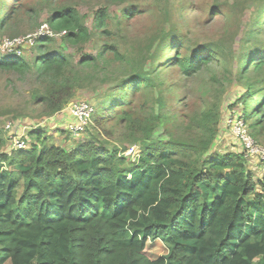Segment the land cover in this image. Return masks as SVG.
Instances as JSON below:
<instances>
[{
	"label": "trees",
	"instance_id": "16d2710c",
	"mask_svg": "<svg viewBox=\"0 0 264 264\" xmlns=\"http://www.w3.org/2000/svg\"><path fill=\"white\" fill-rule=\"evenodd\" d=\"M7 1L11 12L0 9V33L21 13L34 20L35 31L48 12L49 29L65 32L67 47L99 44L96 55L78 63L55 50L48 36L36 39L32 59L0 56V71L35 81L32 107L53 118L115 67L116 85L99 95L101 110L89 128L111 135L105 126L116 122L140 148L131 164L121 156L126 147L111 150L92 138L64 149L37 129L28 133L29 149L10 151L9 145L1 153L0 135V264H264V174L255 177L243 152L214 150L223 121L218 104L176 110L181 101L173 97L175 71L189 79L216 61L234 75L227 61L236 47L179 54L184 39L171 17L182 18V0H106L128 7L116 22L107 7L96 12L93 31L72 0ZM144 12L163 19L152 28L149 57L136 59L125 31ZM263 25L260 8L239 41L243 64L234 75L244 83L235 103L239 119L257 142H264ZM21 118L13 121L17 131ZM161 129L167 139H154Z\"/></svg>",
	"mask_w": 264,
	"mask_h": 264
},
{
	"label": "rangeland",
	"instance_id": "374dc122",
	"mask_svg": "<svg viewBox=\"0 0 264 264\" xmlns=\"http://www.w3.org/2000/svg\"><path fill=\"white\" fill-rule=\"evenodd\" d=\"M143 1L144 3L155 2L154 0ZM69 4L71 7L78 10L80 15L84 18L86 25L92 31L94 29V16L96 12L107 7L110 16L114 18L116 22L117 19L122 18V10L128 7L127 4L108 6L106 0H72ZM181 4L185 8L182 12V18L176 20V17H171L172 21L177 25L181 37L184 39L185 48L181 49L179 54L185 56L187 51L190 52L191 49L195 50L198 46L206 47L207 45H217L223 50H227L231 48V46L236 47L237 53L230 55L227 63L235 67L236 71L234 75L237 74L243 64L238 60L239 41L243 37L246 29L252 25L253 19L256 17V14H258L259 9L264 8V1L182 0ZM10 5H12L11 2L0 0V9L5 10L7 13L11 12V9L8 8ZM215 6H221V8L215 9ZM45 13L46 14L42 15L39 19L40 26L35 31H32L34 20L28 19L24 13H21L9 30L5 29L0 33V42L4 44V48L8 54L1 55L3 58L8 57L10 51L15 52V54L19 55L22 59H32L37 55L35 42L36 39L45 37L44 35L40 36L39 31L42 27L44 28L48 25L47 16L50 15L48 12ZM174 14L173 11V16ZM162 19V16H150V14L144 12L128 26L125 31L128 39L126 49H128L136 59L141 57L147 59L149 57L146 46L153 37L154 40L156 39L155 32L161 24ZM154 26H156L155 31L152 29ZM262 27L264 30V25ZM114 28L115 27H113V29ZM53 35L54 36H48L51 39H55L53 48L69 55L74 63H78L84 55L94 56L98 52L99 44L97 40H93L88 45L81 47L82 49L72 48L67 47L63 42V38L66 35L65 32ZM228 36H233V39L228 41ZM261 40L264 42V33ZM235 42H237V46L234 44ZM156 48L157 45L154 47V50ZM19 51H21V53ZM13 55L14 54L10 56ZM218 56L221 57L223 55L218 54ZM118 74L119 71L115 67H112L109 74L104 75L107 77L106 80L103 76H101L100 79H96L91 83L89 88L78 91L76 97L71 102L89 101L96 107L98 115L102 104V97L99 95L112 89L116 85ZM234 75L226 74L222 64H218L216 61L211 62L209 65L205 66L199 74L189 79L177 78L178 72L175 71L174 86H178L179 89H174L173 97L175 102L178 99L181 101L180 107L176 108V110L189 109L190 111H194L207 108L214 103L218 104L222 111L223 121L221 123L220 139L217 140L214 150L221 154L228 152H243V154L247 155L242 142L235 135L233 129L234 122H241L245 125L244 121L239 119V115L242 112L241 108L235 105V103H238L240 95L243 94L244 88L242 85H244V83L236 81ZM250 75L251 80H254L256 77L254 73L251 72ZM36 89L35 81L32 77L22 79L10 72L0 71V135L5 139L7 146H5V149L1 153H5L10 145L7 140L9 137L5 127L9 122L12 123L14 121L17 123L16 117L18 114H22L23 117L18 121L25 126L30 123L34 125H50V120L52 118L42 115L41 108H34L32 104H30L32 93ZM137 106H141V104ZM56 116L57 115H55V117ZM65 117L67 116L65 115ZM31 119L33 121H29ZM71 123L73 122L70 118L67 124ZM245 128L250 134V130L246 125ZM41 130L46 132L49 144L57 145L64 149H73L78 144L96 138L100 143H103L105 147L111 150H123V148L126 147L127 149L124 152L121 151V156L126 157L127 161L131 164H136L138 162L137 153L140 148L139 143L137 142V145L132 138L129 139V136L125 133L124 127L116 122L108 123L105 126V130L109 131L111 135H107L103 129H92L91 126L87 129L85 134L78 139H75L72 134L61 128L51 131V129L43 127ZM28 133L29 132L26 131L25 136L28 137ZM98 133L100 138L98 137ZM153 138L167 139L162 129L158 130L153 135ZM256 143L260 147H264V142L256 141ZM248 159L252 163L250 164V169L255 173V177L257 179L260 178L264 174L263 162L257 157Z\"/></svg>",
	"mask_w": 264,
	"mask_h": 264
},
{
	"label": "built area",
	"instance_id": "2783aa9c",
	"mask_svg": "<svg viewBox=\"0 0 264 264\" xmlns=\"http://www.w3.org/2000/svg\"><path fill=\"white\" fill-rule=\"evenodd\" d=\"M54 33L49 29L48 25L44 28L42 27L39 31L40 36H54ZM57 35V34H55ZM21 53V51H19ZM14 54L15 57H20L19 55L15 54V52L10 51V55ZM0 55H8L4 44L0 42ZM9 55V56H10ZM96 107L89 101H78V102H71L67 108L65 109V115L68 114V117L72 119L71 124H67L65 126V130L72 134L75 139H78L80 136L85 134L89 126L92 124V118L96 114ZM16 124L13 122L7 123L5 130L9 134L10 139V151L13 150H26L30 148V142L27 141V136H25L26 128L24 126L21 127V131H17L15 129ZM46 124H32L31 130H37L45 127ZM47 128V127H45ZM233 129L235 135L240 139L242 142L246 157L252 158L257 157L262 162H264V147H260L256 141L252 138L249 132L246 130L245 125L241 122H234ZM238 130V131H237Z\"/></svg>",
	"mask_w": 264,
	"mask_h": 264
},
{
	"label": "crops",
	"instance_id": "0c3cea01",
	"mask_svg": "<svg viewBox=\"0 0 264 264\" xmlns=\"http://www.w3.org/2000/svg\"><path fill=\"white\" fill-rule=\"evenodd\" d=\"M67 117H65V113H61V114H57V116L53 117L51 120H50V125H47L45 127H47V129H51V131L55 130V129H58V128H61V129H64L65 126L67 125L68 121L70 120V118L68 117V114H66ZM33 123H30L28 124L27 126L20 124L18 123V129L19 131H21V127L24 126L26 128V131H30L32 129V125ZM66 131V130H65ZM84 135V134H83Z\"/></svg>",
	"mask_w": 264,
	"mask_h": 264
},
{
	"label": "bare ground",
	"instance_id": "6f19581e",
	"mask_svg": "<svg viewBox=\"0 0 264 264\" xmlns=\"http://www.w3.org/2000/svg\"><path fill=\"white\" fill-rule=\"evenodd\" d=\"M1 56V55H0ZM2 57V56H1ZM9 57H12V56H9Z\"/></svg>",
	"mask_w": 264,
	"mask_h": 264
},
{
	"label": "clouds",
	"instance_id": "9594fccd",
	"mask_svg": "<svg viewBox=\"0 0 264 264\" xmlns=\"http://www.w3.org/2000/svg\"><path fill=\"white\" fill-rule=\"evenodd\" d=\"M64 111H65V109H64ZM64 111H63V112H64ZM63 112H62V113H63ZM60 114H61V113H60Z\"/></svg>",
	"mask_w": 264,
	"mask_h": 264
}]
</instances>
